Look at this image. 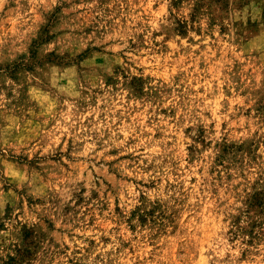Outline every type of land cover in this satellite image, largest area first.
<instances>
[{
	"label": "clouds",
	"instance_id": "clouds-1",
	"mask_svg": "<svg viewBox=\"0 0 264 264\" xmlns=\"http://www.w3.org/2000/svg\"><path fill=\"white\" fill-rule=\"evenodd\" d=\"M200 3L0 0L23 21L0 25V264H155L153 235H174L184 194L166 187L172 167L197 175L216 239L183 234L166 264H264L255 85L229 68L205 104L162 63L192 39L264 71V0Z\"/></svg>",
	"mask_w": 264,
	"mask_h": 264
},
{
	"label": "rangeland",
	"instance_id": "rangeland-1",
	"mask_svg": "<svg viewBox=\"0 0 264 264\" xmlns=\"http://www.w3.org/2000/svg\"><path fill=\"white\" fill-rule=\"evenodd\" d=\"M134 2H138V0H134ZM12 7L15 8V0H12ZM201 8L202 4L200 3V0H197V5L194 10L198 12ZM209 11H213V9L209 7ZM220 11H222V9ZM261 15L264 16V11L261 12ZM193 18L195 19V17ZM21 23H23V21L20 16L14 12H9L8 16L0 14V25H7L10 28H15ZM197 35H201V33H197ZM214 39L215 37H212V40ZM187 43L188 47L181 46L174 52L171 51L172 46L169 45V53L162 56V63L165 65L164 70L167 71L168 66L170 65V70L173 76L179 74V76L183 77L182 82L187 86L188 90L191 93L200 94L206 104L207 99L211 97L214 89H219L221 87L219 79L222 78L225 75V72L230 68L232 73L237 74V82L239 84L243 85L246 81H249L250 84L255 85L254 89H245V93L249 94L253 102L244 109V112L246 115L252 116L256 119L257 123L264 124V71H259L260 65L257 64L256 68L253 69L252 64L247 63L244 58H238L232 52H228L226 50V44L222 46L219 43H212L211 41L205 44H200L198 41L192 39H188ZM230 74L231 73H229V75ZM253 76L255 79L251 78ZM63 83H67V81H63ZM165 111H167V109H165ZM257 116L259 118H257ZM84 123L87 124V120H84ZM38 124L39 121H33L34 126H37ZM250 126L251 121L244 125V127ZM221 127L227 128L228 124L224 123ZM233 127L237 131L241 130L235 123L233 124ZM259 136V132L255 133L254 138L250 141H246V143L249 144L250 147L255 145L258 149L259 145L264 143V137H260L259 139L255 138ZM189 151H191V149H189ZM250 154L253 155V159H255L254 153ZM189 163L194 166L193 161H190ZM0 167H2V165H0ZM164 171L170 173V175L166 177V187H180L184 190V194L177 199L175 206L176 211L179 214V219L174 220V223L176 224V229L173 230L174 235H153V251L156 253V257H159L160 259L156 260L153 257H150L149 259H154L155 264H166V257L169 254V249L177 243L178 238H183V234H194L192 237L193 242L205 247L212 244L216 239L212 234L210 225L211 217L208 215L211 208L206 204L198 203L201 199L206 200L207 198L203 197V191L192 167L187 169L182 167H172L170 169L165 168ZM205 175H210V173H206ZM231 178L232 177L229 176V180H231ZM157 180L160 184L165 183V177L163 176L158 177ZM153 183L155 185L156 181ZM259 183V181H256L253 185L254 191ZM5 192L7 193V188L5 189ZM215 195L216 192L213 190V196ZM251 195L252 194L249 193V196ZM182 202L183 211H181ZM256 203L261 205L258 214L264 217V201H256ZM8 207L10 208L11 205ZM189 209H191V212ZM249 212H251V207L249 208ZM3 227L4 225L0 224V229ZM251 235H255V228H253ZM137 239H139V237H137ZM249 245L251 246V241H249ZM135 251L136 246L133 244L132 252L134 253ZM138 264H144V261L140 260ZM257 264H260L259 260H257Z\"/></svg>",
	"mask_w": 264,
	"mask_h": 264
}]
</instances>
